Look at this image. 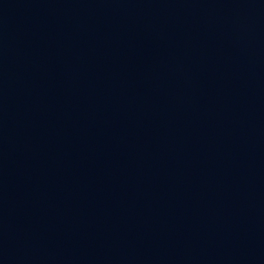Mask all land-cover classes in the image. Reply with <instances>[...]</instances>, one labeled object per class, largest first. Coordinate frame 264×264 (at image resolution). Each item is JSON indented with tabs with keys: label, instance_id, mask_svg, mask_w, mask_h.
I'll list each match as a JSON object with an SVG mask.
<instances>
[{
	"label": "water",
	"instance_id": "1",
	"mask_svg": "<svg viewBox=\"0 0 264 264\" xmlns=\"http://www.w3.org/2000/svg\"><path fill=\"white\" fill-rule=\"evenodd\" d=\"M0 264H264V0H0Z\"/></svg>",
	"mask_w": 264,
	"mask_h": 264
}]
</instances>
